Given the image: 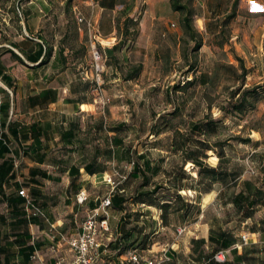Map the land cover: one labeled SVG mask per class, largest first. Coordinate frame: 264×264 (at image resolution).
<instances>
[{"label":"crops","instance_id":"crops-1","mask_svg":"<svg viewBox=\"0 0 264 264\" xmlns=\"http://www.w3.org/2000/svg\"><path fill=\"white\" fill-rule=\"evenodd\" d=\"M235 2V15L229 18ZM246 2L247 4L245 0H193L195 31L203 38L199 47L201 52L214 53L218 47L213 46L211 39L219 36L226 27L242 23L245 34H231L230 41L243 36L246 42L244 44L249 48L255 46L257 54L264 57V0ZM71 3L73 10H78L77 13L85 18L80 30L86 45L91 46L92 43L87 25V21L91 20L99 33V40L102 43L108 42V59L119 65L123 61L128 67L142 65L140 74L132 79H128L126 75L120 77L115 66V76H105L106 85L140 84L145 87L151 79L168 77L181 55L184 33L182 16L172 9L170 0H72ZM32 7L39 8L38 12H41L42 8L47 9L48 6L43 0L26 3L17 37H13L12 41L4 37L0 42V101L9 106L6 113H0V142L7 148L6 153L2 154L0 151V264H53L55 257L49 250L52 241L47 233L48 225L39 219L29 220L24 209L20 206L14 209L8 198L16 196L21 189L27 190L29 194L30 189L37 190L45 199L51 200L45 212L52 222L59 225L58 229L66 225V216H70L71 221L78 225L80 212L87 213L99 197L92 196L85 180L90 179L94 186L101 185L103 175L110 172L111 166L115 165L120 171L127 172L124 167L130 159H134L138 168L143 169L149 179L147 185L136 187L133 191L132 185L142 183L143 177L138 175L130 178L125 185V197L131 200L132 195L136 198L140 192L154 189L155 168L159 169V175L163 173L164 176L163 169L167 162H171L180 153L173 146L175 132L185 134L193 123L191 115H178L165 110L155 109V114L149 118L138 114L130 117L114 115L110 106L107 107L108 111L81 110L83 105L94 107L96 99L91 100L90 90H83L84 87L90 88L93 80L85 81L76 73L73 74L75 78L68 81L64 73L69 68L61 67L59 70L57 60L38 66L39 63L27 61L12 46L18 43L20 49L31 54L38 50L41 43H46L41 33L34 35L40 26L32 25V14L28 12ZM127 7L129 11L123 20L126 17L136 19L137 34L124 38L123 23L119 20L118 13ZM40 19L35 17V20ZM5 26L7 16L0 17V36L5 33ZM206 40L210 42L206 44ZM9 49L19 55L24 63L12 58L7 52ZM237 50L245 54L247 48L241 45ZM247 52L251 54L249 50ZM50 68H54L57 74L49 75ZM209 81L207 78L200 79L204 86ZM68 86L71 87V97L66 95ZM106 96L104 95V99ZM108 101L111 102L110 99ZM70 123L72 138L67 140L65 135ZM165 154H169V157ZM89 162L103 166L105 173L87 174L84 166ZM65 167L66 170L63 171ZM72 167L79 169V176L75 180L79 189L72 194L68 188V193L72 195L64 196L58 185L66 184L69 187L72 180L69 169ZM42 174H46L48 178H43ZM80 192L88 197L83 204L77 202ZM69 200L73 202L64 206ZM125 204L130 213L143 214L147 209L155 210V205L139 202ZM143 204L144 208L141 207ZM123 214L124 212L112 209L113 227H117ZM142 224L144 232L147 226ZM152 227L156 229L155 221L152 222ZM17 234L24 238L16 240ZM212 234H209L208 228H203V234L191 240L192 252L183 261L187 264H210L203 255L206 251L199 249L198 245L200 241H204L205 250L209 249L208 241ZM243 234L247 235L248 241L241 245ZM234 236L237 238L235 245L241 247L235 248L233 245L231 250L227 249V260H234L233 264H264V221H255ZM175 245L174 253H170L172 261L181 263L182 257L176 252ZM26 246L32 248L27 257L20 250ZM183 253L186 254L185 251Z\"/></svg>","mask_w":264,"mask_h":264},{"label":"rangeland","instance_id":"rangeland-1","mask_svg":"<svg viewBox=\"0 0 264 264\" xmlns=\"http://www.w3.org/2000/svg\"><path fill=\"white\" fill-rule=\"evenodd\" d=\"M30 1L35 3L39 0H0V17L7 16V26L4 27L5 33L0 36V42L4 37L11 41L13 37H17L21 27L20 21H23L24 17V5ZM43 1L47 3V9L42 8V11L38 12L39 8L32 7L28 12L32 14V25L40 26L34 35L41 33L45 38L46 46L51 49V56L46 63L57 60L59 70L61 67H68L69 71L64 73L68 81L74 79L73 76L76 73L85 81L88 79L94 81L91 46L86 45L81 37L80 29L83 24L79 23L76 18L78 10L76 12L73 10L72 0ZM245 3L247 4L246 0ZM191 4L193 6V0ZM118 15L124 30L125 20L123 18L126 16L124 9L119 11ZM35 17L41 19L35 20ZM131 19L132 21L128 22V29L132 35L137 31V22L134 18ZM193 25L195 29V21ZM243 28L242 23H235L226 27L219 36L212 38L213 46L218 47L214 53L201 52L199 47L196 48L197 40L201 39L203 43V38L198 32H196L197 40H193L189 33L184 31L181 39V55L174 63L168 77L151 79L145 87L140 84L138 86L134 84L106 85L105 76H115L113 69L115 66L118 68L117 73L120 77L131 70V67L123 64V61L119 65L118 62L108 59L106 55L100 84L93 82L90 88L84 87L83 89L84 91L90 90L91 100L96 99L94 107L83 105L81 110L84 111H108L107 107L110 106V111L114 115L130 117L138 114L149 118L155 114L156 109L174 112L178 115L186 113L187 116L191 115L193 123L208 115L210 122L206 125V134L203 136L195 134L196 138H193V143L203 139L211 146L218 145V143L224 145L216 149L211 147L212 149L206 152L207 158H202L201 162L206 166L216 168L219 166L220 155H223L229 159V162L221 166L223 171H227L225 177L217 180H210L205 176L199 177L197 167L191 165L180 167L182 154L177 153L163 169L164 176H162L163 173L155 175V189L158 191L155 198V210H145L143 215L148 218L143 219L140 218L142 213H132L133 216L127 228L136 229L130 241L137 238L141 244L140 248L145 250L150 248L154 242L157 243L155 250H158L160 246L176 244V252H179L182 257L181 263L171 261L169 264H187L183 258L187 260L186 255L192 252V241L195 236L200 237L203 234V228H208L209 234L224 230L235 235L246 230L255 221H264V88L258 95L252 94L253 96L249 97L242 113L227 115L220 110L221 107L228 106L230 93L238 87L242 86L246 89H252L258 85L264 87V57L257 54L255 46L247 47L243 36L230 41V35L234 33V35H241L244 32ZM209 42L210 40H206V44ZM107 43L103 42V45H106L104 46L105 53L108 48ZM240 43L247 48L245 54L237 50L238 47L241 48ZM96 45L102 49L100 44ZM248 50L251 54H248ZM236 57L243 60L247 69L244 84L240 80V64ZM48 74L55 75L57 72L54 68H50ZM22 76L24 77V74ZM201 78H207L210 81L204 86L200 83ZM66 95L68 97L72 95L70 86L67 88ZM104 95L108 97L104 99ZM177 140L180 141L179 138ZM165 156L169 157V154ZM114 169L120 171L117 166L113 165L110 172ZM84 182L88 183L92 196L101 198L109 192V188L103 184L94 186L90 179ZM245 182L250 183L253 190H260L263 193V200L254 206L250 218H245L241 209L238 210L237 205L232 203V198L239 191H247ZM139 183L132 185L133 191ZM68 188L66 184L58 185V189H62L64 196L74 194L73 192L70 195ZM177 190L180 191L177 192ZM131 197L133 198L128 200L129 203L135 201L134 195ZM72 202L73 200H69L63 205L66 206ZM166 203L169 206L160 209ZM127 208L130 209L128 204ZM157 214L160 215L161 226L155 234V230L151 229L152 222H154L152 216H157ZM85 216L84 211L80 212L78 223ZM66 218L65 223L69 229L65 232L71 229L75 231L77 225L71 224L70 216ZM142 223H145L147 230L139 232L138 229L142 227ZM179 227L185 229L181 236L177 233ZM208 244L209 249L207 250L201 243L198 248L206 251L203 254L205 259L210 264H214L211 258L220 247L218 243L210 240ZM228 249L231 250L232 246ZM173 251L170 250V253H174ZM195 255H197L196 252ZM233 261L227 260L222 264H233Z\"/></svg>","mask_w":264,"mask_h":264},{"label":"trees","instance_id":"trees-1","mask_svg":"<svg viewBox=\"0 0 264 264\" xmlns=\"http://www.w3.org/2000/svg\"><path fill=\"white\" fill-rule=\"evenodd\" d=\"M192 0H170L171 7L175 12H179L182 16V24H183V29L186 33H189L191 39H196L197 38V33L194 29V16H195V10L191 4ZM237 6V2H235L233 11L229 15V18L233 17L235 15V8ZM129 11L128 8L124 9V14H127ZM132 21L130 17H126L125 19V27L124 30L122 31V34L124 38L130 37L131 33L128 29V22ZM137 34V31H135L131 36H135ZM197 40V39H196ZM202 44V40L199 39L197 40V45L196 48L200 47ZM14 48L18 49L21 54L26 58L27 61L36 64L39 63L38 66L47 64L46 61L47 59L51 56V49L46 46L45 43H41L38 50H36L34 53L27 54L22 48L20 49L18 43H15V45H12ZM23 46V44H22ZM264 48V44H263ZM11 54V57L19 61L20 63H24L23 59L17 55L13 50H8ZM236 60L239 62L240 66L239 69L241 70L240 73V80L245 82L246 74H247V69L244 65V62L242 59L239 57H236ZM142 69V65H133L131 67V70L126 74V77L128 79H132L137 77ZM264 88L262 85H258L257 87H254L252 89H246L243 88L242 86L238 87L235 91H232L230 93L229 97V103L227 107H221L220 110L224 114H233V113H242L246 102L248 101L249 97L253 96L252 94L258 95L260 93V90ZM9 109L8 105H4L3 102L0 103V113L4 112L6 113ZM210 122V117L208 115L204 116L203 119L192 123V126L189 131H187L185 134L176 131L173 137V146L174 150L177 152H180L182 154V165L180 167H184L185 165H191L192 167H197L198 170V176L203 177L205 176L206 178H209L210 180H217L220 177L223 178L226 176L227 171H223L221 166L229 162V159L224 157L223 155H220L219 158V166L216 168L206 166L205 164H202L201 159L207 158L206 152L211 150L213 148H217L218 146H224L223 143H218V145L211 146L207 141L203 139H199L197 142L193 143V138H196L195 134H198L200 136H203L206 134V125ZM33 129V127H32ZM66 135L65 137L68 139L72 138V125L71 123L68 125V129L66 130ZM177 138L180 139V141L177 140ZM248 141V140H247ZM246 141V142H247ZM0 151L1 153H6L7 148L4 147V145L0 142ZM131 160V159H130ZM134 163L133 168L129 172L122 171L123 173L127 174V181L130 178H135L138 175H141L143 177V182L139 184L138 188H142L145 185H147V181L149 179V176L144 173V170L141 168H138L136 164V160L133 159V161H130ZM67 162L65 161V164ZM66 170V167L63 168V171ZM84 170L87 174L89 175H95V174H104L105 173V168L100 165H96L95 162H89L84 166ZM150 170V169H149ZM159 169L155 168V175L158 174ZM69 173L72 177V180L69 185V190L70 192L76 193L79 187L75 184L76 178L79 176V169L78 168H70ZM183 173V172H182ZM43 178H48L46 174L41 175ZM126 181V182H127ZM126 182L124 183L123 187L125 188ZM247 185V191L241 190L239 191L235 197L232 198V203L237 205V209L240 210L242 214L244 215L245 218H250L252 214V210L255 205H257L260 201H262L263 193L260 190H253V187L250 183L245 182ZM27 186V185H26ZM156 188V186H155ZM152 190H145L139 193L138 197L135 198L134 202H139V203H145L147 205H155V198L158 195V191L156 189ZM180 190H177L179 192ZM125 194V193H124ZM124 194L116 193L113 198H112V209L124 212L122 215L120 221L118 222V225L116 227V233L118 235V239L116 242L111 243V248L112 249H118L121 248L123 250L125 249H133V248H140L141 244H139L138 239L136 238L134 241H130V238L133 237L134 235V230L136 228H133L129 230L127 226L129 225V221L132 219L133 214L128 212L125 203L128 202V199L125 197ZM30 197L32 201L41 207L44 212L47 204L51 202L50 199H45L43 195L40 194L39 191L30 189ZM8 202L13 208H18L20 206L22 209H24V203L25 199L17 193L16 196L8 198ZM96 203H94L91 206V209L94 208ZM169 204L166 203L163 205L161 208L168 207ZM46 213V212H45ZM26 216V214H25ZM48 216V215H47ZM25 218V217H24ZM37 218H31L29 220H33ZM41 221V220H40ZM42 222V221H41ZM44 223V222H43ZM74 222L71 221V224ZM66 229H69L68 225H65L64 227L60 228L59 230L61 232H64L66 234H72L76 231L69 230L68 232H65ZM144 227L138 229L139 232H142ZM153 230H155L154 227H152ZM24 238L23 235H16V240ZM142 240V239H141ZM209 240L211 242H216L218 243L220 249H228L229 247L235 245L237 243V238L233 234H230L229 232H216L210 236ZM144 242V239H143ZM201 244H204V241H200ZM141 249V248H140ZM218 249V250H220ZM21 252L23 253L24 256H29V251L32 250L30 246H26L20 249ZM217 250V251H218ZM228 258V257H227ZM173 257L171 255V261ZM213 260V256L211 258ZM214 261V260H213ZM227 261V260H226ZM225 263V262H224ZM214 264H222V263H217L214 261Z\"/></svg>","mask_w":264,"mask_h":264},{"label":"built area","instance_id":"built-area-1","mask_svg":"<svg viewBox=\"0 0 264 264\" xmlns=\"http://www.w3.org/2000/svg\"><path fill=\"white\" fill-rule=\"evenodd\" d=\"M79 23L85 22V18L79 13L76 14ZM136 21V19H134ZM89 31L91 32V54L93 59L94 82L98 85L101 82V75L104 71V60L106 53L103 43L99 40V33L94 29L91 20L87 21ZM100 44L98 48L96 44ZM1 103V101H0ZM134 163H128L124 168L127 172L131 171ZM127 174L119 170H113L105 173L101 184L109 188V192L96 199L94 208L89 209L86 216L78 223L77 229L72 234L61 232L56 223L52 222L44 210L36 205L27 190L21 189L19 194L25 199L24 211L28 219L37 218L48 225V233L51 238L49 250L55 254L53 264H169L171 262L170 250H174V245H164L155 250L157 243H152L148 249H112L111 243L116 242L118 235L116 228L112 226V198L116 193L124 194V183L127 181ZM88 199L84 192L77 196V202L83 204ZM144 204L141 205L144 208ZM159 212V211H158ZM159 214L152 216V220L157 223L154 231L158 233ZM141 218H148L146 215ZM185 232L184 228H177L179 236ZM241 245L247 243L246 234L241 236ZM241 245H235L240 248ZM66 251V253L64 252ZM229 251L220 249L213 254V260L217 263H224L227 260Z\"/></svg>","mask_w":264,"mask_h":264}]
</instances>
